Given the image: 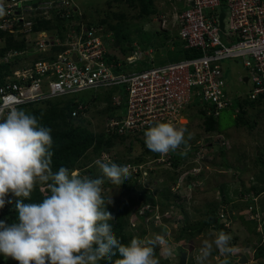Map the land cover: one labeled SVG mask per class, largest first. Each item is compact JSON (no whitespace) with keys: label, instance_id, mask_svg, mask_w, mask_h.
I'll return each instance as SVG.
<instances>
[{"label":"built area","instance_id":"obj_1","mask_svg":"<svg viewBox=\"0 0 264 264\" xmlns=\"http://www.w3.org/2000/svg\"><path fill=\"white\" fill-rule=\"evenodd\" d=\"M0 4L5 9L0 29L10 33L22 30L27 45L21 51H7L4 57L34 55L28 63H18L14 70L11 67V73L4 76L0 105L18 107L86 89L119 86L122 91L117 99L112 92V104L123 101L124 111L108 116L104 130L141 136L142 130L156 122L179 127L183 118L187 123L184 113L191 103L198 102L207 115H217L228 107L230 97L221 62L240 58L246 72L239 81L246 76L249 84L242 97L260 99L264 107V0H184L175 13L176 35L184 49H197L200 54L135 69L129 65L141 58V51L119 58L99 26L78 22V29L69 26L61 35L56 30L31 31V17H47L52 8L69 16L65 7L70 0H0ZM45 4L46 13L41 10ZM34 33L36 36L28 37ZM56 47L61 49L56 51ZM145 53L152 56L153 50ZM81 114H85L83 104L76 103L71 115L85 116Z\"/></svg>","mask_w":264,"mask_h":264},{"label":"rangeland","instance_id":"obj_2","mask_svg":"<svg viewBox=\"0 0 264 264\" xmlns=\"http://www.w3.org/2000/svg\"><path fill=\"white\" fill-rule=\"evenodd\" d=\"M152 4L157 8L158 13L150 15V17L143 16L140 18L136 17L138 6H130L126 1L122 0H70V5L65 7V9L70 10V7L71 9L74 7L77 9L78 15L82 12L85 13V17L81 18V20L69 19V24L73 25L80 21L87 22L89 19L96 20L102 17H106V21L111 24L120 22V29L127 34L129 40L126 42L130 43V47H132L121 52L119 46L115 45L113 51L116 52L119 58H122L126 55H133L135 51L140 50V60L135 64L129 65L130 68L135 69L163 63L172 54L171 51L173 50H170L171 45L169 42L176 34L175 13L179 8L183 7L184 0H152ZM45 5V8L41 9L44 13L48 10V4ZM222 9L226 11L225 7H222ZM53 10L55 8L51 9V11ZM49 16H52V13ZM105 26L107 27L104 23L103 27L105 28ZM11 33L10 43L12 45L21 42L22 37L24 42V32L22 30L12 31ZM105 34L113 42L114 35L112 30L110 29ZM28 37H30L29 34ZM154 38L158 41L156 42ZM159 38L163 39L162 41L165 44L163 47L159 46L160 42H162L159 41ZM144 43H146V47L148 44L150 47H142L141 45ZM4 44L5 38L0 42V45ZM24 45H26L25 42ZM157 47L160 48L159 57L153 58L149 53H145ZM33 56L26 53L11 58L1 56L0 63H6L9 65L10 70L11 67H14V70L18 68L16 64L28 62ZM221 66L223 68V77L227 83V95L228 93L233 95L238 92H246L249 89V84L239 81V77L246 72L240 58L223 60ZM106 91L107 89L105 88L86 89L70 94L65 98L74 104L87 103L86 110H84L85 114H81L88 119L89 125L87 126L94 130H103L109 109L113 108L114 114L117 111L114 108L116 106L112 104V98H110V101L104 100L103 94ZM121 91L122 89L119 86L114 88L112 92H114L115 98ZM109 102L110 105L108 106ZM186 111L185 113H191V120H188L189 122L186 123V126L181 124L179 127L177 125V127L187 130L185 133L186 140L189 133L192 138L187 140V146L181 145L184 149H177L180 151L175 152V154H185L183 161L178 166L179 170L182 169L184 171L178 174L173 184L168 182L170 184L167 186L171 191V196L166 199L163 194L165 190L161 189L163 184L168 183H160L163 177H161L162 174L159 171L162 167H169V165L165 164L166 154L161 155L158 153L156 158L150 156V153L146 154V157L138 165L126 163L129 172L133 169L141 171L136 176H132L133 179L127 182V186L134 191L139 190V188L147 189L149 193L146 197L141 200L136 199L138 194L133 192V190L128 193V190L124 187L114 185L106 186V188L102 186V195L107 197L106 202L110 200V202L113 201V204H126L127 212L120 213V217L126 222L125 228L128 233L140 238L151 236L154 233L166 234V238L175 249V254L170 257L164 256L161 254L159 247H155L154 251L160 264H176L181 249H188L186 264H198L195 255L198 254L197 248L199 247L196 246H200L202 239L214 238L219 230L214 221H210L209 224L203 226L201 233L198 235L195 228L206 222L205 220L208 218L203 212L205 207L207 205L211 206L214 202L222 201L225 204L221 205L218 208L219 210H216V215H218L219 221L224 222V229L222 228L221 230L231 236L230 245L233 246L234 251L227 257L212 253L210 264H224L225 259H227L228 264H264V256L258 260L259 256L256 255V249L254 253L252 249L254 248L252 246H255L258 241V237L249 232V227H242L236 217V211L234 212L229 208L233 203L250 198L253 192L250 190L248 192L247 189L253 187L255 191L261 190L252 196L251 200L253 203L243 208V211L247 212L245 216L248 220L253 217L264 216V184L259 179L260 168L257 164L259 157L264 158V113L255 108H248V120L250 123L254 122L253 128L248 129L246 126H235L234 111L231 107H224L219 111L217 117V132L206 133L202 128L201 118L196 106L191 104ZM180 121L183 124L185 123L183 118H180ZM144 131L140 132L141 136H143ZM189 149H191L190 152ZM143 150L144 147L139 142L131 144L129 152H127L128 147H122V145L116 143L111 152L115 153V156H122L123 154L122 159L124 160L135 161L137 155ZM109 156L105 152L103 154L100 153L98 156L89 157L83 166V174L86 175L87 168L91 167L92 175L101 176L100 170L93 162L96 159H103L106 162L115 163ZM189 163L191 167L186 166ZM152 168L153 171L151 170ZM73 171L79 173L77 169ZM198 173L199 175H197ZM188 175L190 176L188 177ZM38 185L42 186V184ZM172 199L179 204L168 206V208L166 207L167 210L161 213L160 207L165 204L164 200L171 201ZM205 204L206 206H204ZM219 212L223 213L222 217H220ZM4 219L3 217L0 218L2 221ZM4 222L6 223V221ZM186 227H190L192 231L188 232ZM258 229H260V226L254 228V231ZM143 230H145V233L141 235ZM248 233L252 235L251 243H247L248 246L242 248L240 244H244L242 240L247 239L245 236ZM216 251L219 252L218 250ZM11 262L16 263L10 259L5 264H11Z\"/></svg>","mask_w":264,"mask_h":264},{"label":"clouds","instance_id":"obj_3","mask_svg":"<svg viewBox=\"0 0 264 264\" xmlns=\"http://www.w3.org/2000/svg\"><path fill=\"white\" fill-rule=\"evenodd\" d=\"M3 15L5 9L0 4V17ZM40 30L45 29H31ZM3 31L5 35L11 34ZM29 35L34 37L36 33ZM51 131L24 109L0 105V208L11 194L16 198L17 214L10 225L0 220V256L17 264H100L102 260L108 264H160L154 251L157 246L162 255L173 256L175 249L166 234L133 236L127 244L115 235L109 223L111 213L105 208L110 200L106 202L102 197V185L105 180L118 186L124 183L130 176L128 166L96 159L93 163L101 172L96 178L80 176L64 166L53 172ZM186 131L170 122H156L144 131V144L153 153L175 152L181 145L187 146V140L192 138L189 133L186 140ZM37 184H46L49 194L40 202L25 203L31 201ZM230 241L231 236L224 231L216 233L214 238L202 239L200 246H196L198 264H210L214 250L219 251L215 254L219 256L232 254ZM181 251H186L187 259L188 249ZM117 252L120 258L113 259ZM178 259L179 254L176 264ZM224 264H228L227 259Z\"/></svg>","mask_w":264,"mask_h":264},{"label":"trees","instance_id":"obj_4","mask_svg":"<svg viewBox=\"0 0 264 264\" xmlns=\"http://www.w3.org/2000/svg\"><path fill=\"white\" fill-rule=\"evenodd\" d=\"M126 1V3L130 6L136 7L138 6V10L136 13V17H145L150 15H156L158 13V10L154 5L152 4V0H122ZM109 4V3H108ZM70 15L69 16H64L62 14L61 10H53L51 11L52 16H36V17H31L33 24H32V29L33 30H39V29H45V30H52V31H57L59 35H61V32L65 29H67L69 26H72L76 29H78L79 25H69L68 20L75 18L81 20V18L85 17V13L82 12L79 15L77 14V9L74 7L71 9L70 8ZM81 22V21H80ZM87 27L90 25H94L96 27H100L101 30L105 33L109 31L110 29L113 32L114 35V40L112 42V45L119 46L120 51L124 52L125 49H130L131 47L127 46V42L129 41L127 38V34L122 32L120 29V22H116L115 24L108 23L106 21V17H102L96 20H90L85 22L83 21ZM104 23L107 25V27L104 26ZM101 25V26H100ZM6 32L0 29V39L4 40L5 38V44L0 45V57L5 54V52L9 48H17L21 49L24 47V42L23 40H20L21 42L12 45L10 43V40L12 37L10 34L7 36L5 35ZM6 36V37H5ZM154 40L157 42L158 40L154 38ZM163 39L159 38V41H162ZM140 42V41H139ZM141 43V42H140ZM170 45L173 46V51L171 55L168 56L167 60H176L180 58H190L194 57L200 54V51L197 49H184L182 47L181 41L177 38V35L175 34L171 41L169 42ZM165 44L160 42L159 46L163 47ZM144 48H147L150 45L146 47V43L141 45ZM158 46V47H159ZM157 47V48H158ZM154 48V49H157ZM61 47H56L55 50H59ZM140 60V59H139ZM138 60V61H139ZM137 61V62H138ZM11 73V70L9 68V65L6 63H0V85L4 83V76L8 75ZM243 82V81H242ZM248 84V83H247ZM113 89L107 90L104 94V100L110 101L111 94ZM245 92H238L236 94L230 95V102L229 106L231 107L232 110L234 111V123L235 126H246L248 129H252L254 126V122L250 123L247 117V109L248 108H255L259 111H262L264 113V107L260 105L261 101L260 99H249L245 96L242 97V94ZM65 97L67 96H62L54 99H46V100H40V101H34V102H29L26 104H22L21 106H18L17 108L19 109H24L26 112L35 115L38 118V121L40 125L45 126L50 128L51 135L53 138V157H52V170L53 172L58 171L59 167L64 166L70 169L71 171L77 169L79 171V175H84L83 174V166L86 164V160L89 157H94L98 156L100 153H107L112 161H114L118 165H126V163H130L133 165H138L140 162L143 161V159L146 157V154L150 153L152 157L156 158L158 156L157 153H153L147 149V147L144 144V136H139L137 133H112L109 131H105L104 129H99V130H94L87 125H89V122L87 121L88 119L82 117V116H72L71 111L76 105V103H72V101L66 99ZM197 105L199 108L196 107L198 110L197 112L200 115L201 118V125L203 130L206 133H213L217 132L218 130V115H206L205 111L199 106L198 102L194 103ZM110 105V102L108 103V106ZM116 107V112H121L124 111L125 108V103L122 101L118 105H114ZM87 107V103L83 104V110H86L85 108ZM187 112V111H186ZM117 116V114L115 113ZM114 115V109L110 108L109 111L107 112V116H115ZM185 117L188 120H191V113H184ZM106 119V118H105ZM189 122V121H188ZM182 126H186V123L182 124ZM147 129V128H146ZM145 129V130H146ZM139 142L143 147L144 150L137 155V158L135 161L129 160V159H122V156L120 155H114L115 153L111 152L114 148V146L117 144L122 145V147H128V151H130V146L131 144L133 145L135 142ZM121 142H123L121 144ZM182 148V146L180 147ZM191 149H189L190 152ZM196 150V149H195ZM104 151V152H103ZM180 150H176L175 152H178ZM103 152V153H102ZM175 152H170L165 155L166 157V163L169 165V167H162L161 170L159 171L160 174H162L161 177L163 179L161 180L160 183H168L171 182L172 184L176 181V178L178 177V174H180L184 170H179L178 166L181 164L183 161L185 154H180ZM223 152V151H221ZM179 154V155H178ZM119 156V157H118ZM128 156V155H127ZM110 160V159H109ZM108 160V161H109ZM257 164L259 165V179L260 181L264 184V158L259 157L257 159ZM187 167H191V164L189 163L186 165ZM87 173L84 176H89L91 178H96V176L92 175V169L91 167L87 168ZM153 171V168L151 169ZM179 170V171H178ZM141 171L133 172L130 171V176L128 179L124 180V183L119 185V187H124L126 190H128V193H130L131 189L130 187L127 186V182L129 180H132V176H136L137 173H140ZM199 175V173L197 174ZM190 175H188L189 177ZM99 177V176H98ZM186 177V179H188ZM192 178V177H191ZM189 178V179H191ZM195 178V177H194ZM168 184H163V187L161 188L162 190H165L164 197L166 199L171 196V191L168 189ZM114 185L107 180H105V183L102 185L104 188L106 186ZM118 186V185H114ZM166 188V189H165ZM139 188V190H133V192H136L138 196L136 199L141 200L142 198L146 197L148 195V190L145 188ZM252 191L253 195L259 191H255L253 187H250L247 189L249 192ZM132 192V191H131ZM49 194L47 191V186L46 184H42V186L38 185L34 188L32 194H31V201H24L25 203L28 202H40L42 201L43 197ZM252 195V196H253ZM250 196V198L238 201L236 203L231 204L229 207L230 210H233L236 213V217L241 223V226L244 227H249V232H251L253 235L257 236V242L255 243L254 251L256 249V255H258V260L264 256V216L261 217H253L251 219H247L245 214L247 212L243 211V208H246L250 203H253ZM104 200L106 201L107 197L102 195ZM15 197L9 196L6 198V203L2 209H0V218L3 217L5 218L4 221H6L7 224H11L15 222L16 220V211L14 208L15 205ZM7 200H12V203H7ZM165 204H163L160 207V212L162 213L165 211L168 206L170 207L171 205H178L179 203L176 202L174 199L171 201H165ZM225 202V201H224ZM208 204V203H207ZM225 203H222V201H217L214 202L211 206L206 204L204 206V214L207 215V219L205 220L206 222L201 223L197 228H195L196 233H199L202 229L203 226L209 224V222L214 221L217 225V229L220 231L224 227L221 225V223L218 220V215L216 210ZM167 207V208H166ZM106 211L111 213L112 219L109 221V223L112 225L113 231L115 235L120 239L121 243L127 244L130 239L134 236L132 233H128L126 230V222L121 219V214L124 213V211L127 210V206L125 203L123 204H113V201L108 202L105 206ZM223 209V207H221ZM219 210V209H218ZM238 210V211H237ZM223 211V210H222ZM127 212V211H126ZM223 215V213H221ZM258 215V214H257ZM217 217V218H216ZM150 222V221H149ZM260 226V229L254 231V228H257ZM252 227V229H251ZM254 227V228H253ZM245 228V227H244ZM186 230L188 232H191L192 230L190 227H186ZM222 231V230H221ZM145 233V230L142 231L141 235ZM247 239L242 240L245 246H248L247 243H251L252 240V235L248 233L245 236ZM216 250H214L213 253L216 254ZM260 254V255H259ZM157 256V254H156ZM120 258L119 253L117 252L116 256L113 257V259ZM158 258V256H157ZM12 260V259H11ZM10 261V258L6 259L3 256H0V264H5L6 262ZM14 261V260H13ZM16 262V261H15ZM11 264H17L12 263ZM100 264H108V261H100Z\"/></svg>","mask_w":264,"mask_h":264},{"label":"water","instance_id":"obj_5","mask_svg":"<svg viewBox=\"0 0 264 264\" xmlns=\"http://www.w3.org/2000/svg\"><path fill=\"white\" fill-rule=\"evenodd\" d=\"M52 1H53V0H52ZM33 6H35L34 3H33ZM223 16H224V12L221 11V12L219 13V27H220V29L223 28V21H222ZM127 46L129 47V46H130V43H127ZM159 55H160V49L157 48V49H155V50L153 51L152 57H153V58H157V57H159ZM246 81H247V77H246V76H243V82H246ZM185 260H186V251H181V252L179 253L178 264H184V263H185Z\"/></svg>","mask_w":264,"mask_h":264},{"label":"crops","instance_id":"obj_6","mask_svg":"<svg viewBox=\"0 0 264 264\" xmlns=\"http://www.w3.org/2000/svg\"><path fill=\"white\" fill-rule=\"evenodd\" d=\"M160 49V48H159ZM152 50L154 51L155 49L154 48H152ZM160 56V55H159ZM121 112H123V111H121ZM241 246H243V247H245V245L244 244H240Z\"/></svg>","mask_w":264,"mask_h":264}]
</instances>
